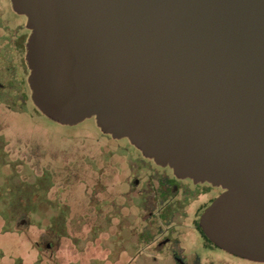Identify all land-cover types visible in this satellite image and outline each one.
Here are the masks:
<instances>
[{"label": "water", "instance_id": "95a60500", "mask_svg": "<svg viewBox=\"0 0 264 264\" xmlns=\"http://www.w3.org/2000/svg\"><path fill=\"white\" fill-rule=\"evenodd\" d=\"M50 119L95 117L180 177L224 191L201 225L264 262V0H13Z\"/></svg>", "mask_w": 264, "mask_h": 264}, {"label": "rangeland", "instance_id": "374dc122", "mask_svg": "<svg viewBox=\"0 0 264 264\" xmlns=\"http://www.w3.org/2000/svg\"><path fill=\"white\" fill-rule=\"evenodd\" d=\"M5 130L12 154L0 166L10 198L0 200V264H130L132 256L133 264H157L141 236L125 251L116 235L113 199L133 150L127 138L105 134L95 117L64 125L44 113L9 118ZM23 150L32 155L15 162Z\"/></svg>", "mask_w": 264, "mask_h": 264}, {"label": "flooded vegetation", "instance_id": "af4514ba", "mask_svg": "<svg viewBox=\"0 0 264 264\" xmlns=\"http://www.w3.org/2000/svg\"><path fill=\"white\" fill-rule=\"evenodd\" d=\"M30 34L28 18L14 8L13 0H0V166L9 162L12 154L5 130L9 118L36 119L43 113L33 99L29 82ZM129 143L133 150L128 174L121 182L123 187L117 184L122 188L113 199L116 235L121 246L124 242L125 251L129 249L127 244L137 243L141 236L152 263L264 264L220 248L205 234L201 225L203 213L224 191L222 187L180 177L173 168L158 164ZM22 152L13 159L15 162L26 161L32 155ZM0 200L10 201L7 194L1 193V187ZM121 251L117 253L120 258ZM219 251L226 256L218 257ZM129 259L133 264L134 256Z\"/></svg>", "mask_w": 264, "mask_h": 264}]
</instances>
